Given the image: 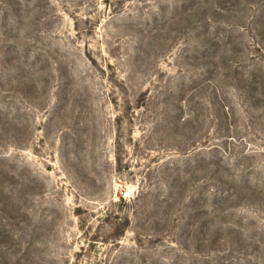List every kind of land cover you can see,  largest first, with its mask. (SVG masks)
I'll return each instance as SVG.
<instances>
[{
  "label": "rangeland",
  "instance_id": "1",
  "mask_svg": "<svg viewBox=\"0 0 264 264\" xmlns=\"http://www.w3.org/2000/svg\"><path fill=\"white\" fill-rule=\"evenodd\" d=\"M0 264H264V0H0Z\"/></svg>",
  "mask_w": 264,
  "mask_h": 264
}]
</instances>
